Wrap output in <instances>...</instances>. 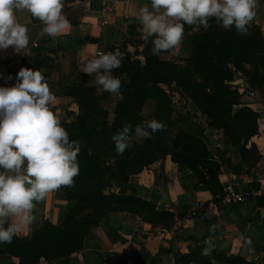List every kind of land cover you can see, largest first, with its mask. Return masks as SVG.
I'll list each match as a JSON object with an SVG mask.
<instances>
[{"label":"trees","instance_id":"16d2710c","mask_svg":"<svg viewBox=\"0 0 264 264\" xmlns=\"http://www.w3.org/2000/svg\"><path fill=\"white\" fill-rule=\"evenodd\" d=\"M133 28L130 26L129 37L122 44L137 42L142 47L140 53L144 62L140 65L136 61L137 67L129 74V59L124 57L121 66L112 70V75L120 79L121 87L111 122H108L106 112L99 106L101 98L95 87L83 86L78 82H71L66 86L68 92L65 94L75 101L79 114L61 124L68 131L69 138L78 140L81 147L77 156L79 175L74 177L71 187L62 186L60 189L74 203L65 212L60 226L45 220L28 236L17 235L11 243L0 244L9 257L18 259V264H38L40 260L55 263L76 252L82 248L88 232L111 212H133L144 220L155 223L146 217L143 210L133 208L134 204L152 214L163 213L171 217L167 212L156 210L152 203L126 194L130 175L140 172L168 154L182 159L213 195L222 192L217 177L219 165L212 163L210 156L204 158L197 149H189V134L173 133L166 126L163 130L152 133L151 138L145 139L143 143H132L122 155L116 154L110 137L125 122L132 125L141 123V107L146 99L154 100L156 111L153 119L158 120L159 115L163 114L164 118H160V121L167 125L172 105L167 90L161 84L170 87L172 83L184 90L214 123L212 125L226 130L223 114L244 135L239 122L240 116L244 112L252 117L256 115L249 109H240L234 115L231 114V107L240 103V94L228 82L233 80L234 71H239L248 77L249 82L251 80V83L264 91V36L260 27L251 22L249 34L240 35L234 27L231 30L218 27L214 20H210L207 30L203 27L197 30L185 25L184 34L192 32L185 37L191 46V54L185 64L162 58L169 53L153 55L150 42L145 45L142 39H134ZM244 65L251 66L253 75L244 69ZM44 66L37 60L33 63L34 70L39 71ZM122 75L128 77V82L121 79ZM254 128L256 134V122ZM92 138L97 147H94L96 144L92 146L97 149L89 151ZM175 150L180 151L181 155L175 154ZM111 159L114 160L109 161ZM203 159L209 161L204 162ZM211 166H216L213 173L209 168ZM113 186L119 188L118 194L105 192ZM196 247L189 253H175L174 264H249L240 256H227L212 249L210 255H202L205 247ZM147 259L150 264H160L157 257Z\"/></svg>","mask_w":264,"mask_h":264},{"label":"crops","instance_id":"0c3cea01","mask_svg":"<svg viewBox=\"0 0 264 264\" xmlns=\"http://www.w3.org/2000/svg\"><path fill=\"white\" fill-rule=\"evenodd\" d=\"M145 4H150V0H64L62 13L69 25L56 38L41 36L42 23L33 19L27 10L16 13L18 22L29 29L30 42L20 52L14 51L12 46L0 50V59L13 61L7 75L13 79H5L0 85L10 86L15 82L16 73L25 67L29 46L43 42L44 38L47 44L73 54L75 76L72 80L83 86H97L94 76L82 73L80 66L98 51L108 52L127 40L130 26L139 28L138 9ZM107 6H111L110 11ZM255 11L252 22L260 27L264 36V0H257ZM117 96H120L119 92ZM56 99L54 97L55 102L51 106L55 115L60 112ZM239 106L254 110V106H258L259 133L252 139L260 155L255 163L257 171L252 174L251 162L243 159L230 145L225 147L230 150L220 163L218 181L222 190L227 181L234 182L245 194V203L219 205L214 211L201 210L200 216L186 217L184 211L187 207L198 200L209 199L213 194L199 182L182 159L168 154L130 175L127 182V189L133 196L152 203L158 211L171 214L168 223L149 222L128 211L108 213L85 236L81 249L57 263L64 260V264H102L101 257L138 254L145 259L157 257L160 264H174L175 252L189 253L196 246L207 247L210 242L211 249L219 254L236 255L254 264H264V198L254 194L264 188V91H257L253 96L245 94ZM52 195L53 191L36 204L35 217L43 214L47 198L52 199ZM53 203L52 217L59 224L51 223L60 226L63 212L57 201Z\"/></svg>","mask_w":264,"mask_h":264},{"label":"clouds","instance_id":"9594fccd","mask_svg":"<svg viewBox=\"0 0 264 264\" xmlns=\"http://www.w3.org/2000/svg\"><path fill=\"white\" fill-rule=\"evenodd\" d=\"M63 6L64 0H0V50L12 46L20 52L28 47L29 29L16 15L23 10L42 23L41 36L62 34L69 25ZM256 7L257 0H150L138 9L137 30L145 45L151 43L153 55L178 56L185 25L207 30L214 20L224 30L234 27L240 35H248ZM123 59L119 48L98 52L85 60L80 71L94 76L104 91L115 94L121 81L112 70L119 68ZM53 100L43 74L31 67H21L10 86L0 85V244L11 243L31 226L36 204L49 192L71 187L79 175L80 142L69 138L51 110ZM165 127L156 119L136 125L125 122L110 139L116 154L122 155L133 141L151 138ZM210 252L209 242L201 254Z\"/></svg>","mask_w":264,"mask_h":264},{"label":"rangeland","instance_id":"374dc122","mask_svg":"<svg viewBox=\"0 0 264 264\" xmlns=\"http://www.w3.org/2000/svg\"><path fill=\"white\" fill-rule=\"evenodd\" d=\"M138 28L134 26L132 29L133 37L135 40H140V34L137 30ZM192 32L185 33L181 45V54L178 56H172L170 54H165L162 56L165 60L168 61H174L178 64H185L187 58H189L191 54V46L189 42L185 39L187 35H191ZM43 42L40 41L37 45L29 46V53L25 57V67H31L34 68L33 63L35 60L40 61L45 66L39 71L43 74L45 78V82L48 84V87L51 91V93L54 95V97H57L56 101L60 104V112L56 113V116L58 119L62 122H69L72 120L75 116L79 114L78 107L73 104V100L70 98V96H67L65 94L66 86L69 85L71 82H76V80H72L71 78L74 77L73 72V54L70 51H66L63 49H60L58 47H54L51 44L46 43V39L43 38ZM114 48H119L123 53L124 57L129 59V65L131 68L128 67V73L132 74L133 69L137 67L136 61L142 65L144 62V58L141 56V49L142 47L137 44V42H130L126 45L118 44L115 45ZM30 65V66H29ZM244 69L247 70L250 75H253V69L249 65H244ZM7 77V76H6ZM5 77V78H6ZM254 77V76H252ZM5 78L0 81V84L5 81ZM121 79L124 82H128V77L126 75H122ZM229 85L232 86V89L237 91L240 94V103L243 99V96L245 94L249 95V92L256 93L257 91H260V88L257 87L254 83H251L248 81V77L239 71H234L233 80L231 82H228ZM161 86L166 89L167 93L169 94V98L171 100L172 105V112L170 113V116L167 120V129L172 131L176 134L186 133L189 134L190 138V145L189 149H197L200 151V154L206 158L207 156H210L212 159V163H217L219 165V169L217 171V177L220 173V163H222L223 160H225L224 154L230 150V145L235 149V152L241 155L243 159L249 160L251 163L250 169H252V174L257 171L255 167V163L258 161L260 155L259 150L257 149V146L252 142V139L254 136H256L259 131L254 128V122L257 123V117L259 116L257 107L254 106V109H251L246 106H239V104H235L231 107V114H235L240 109H249L251 110L256 116L252 117L249 115L248 112H244L240 118L239 122L242 124V131L244 132V135L239 131L236 130V124L232 121H230L228 118L225 117V115L222 114V118L225 121V124L227 126V129L221 127H215L214 124L199 108L198 106L185 94L184 90L181 88H178L174 83L171 84V86H166L164 84H161ZM97 95L100 96L101 100L99 101V106L106 112L107 120L108 122H111L114 118V111L116 107V102L119 100L120 96H117V93L112 94L107 91H104L101 86L97 85L95 86ZM68 92V91H67ZM55 102V100H53ZM52 102V103H53ZM259 102L258 100L256 101ZM53 106V105H51ZM156 111L155 103L153 99H146L141 107L140 115L142 117V121L151 120L154 117ZM220 114V112H219ZM160 118H164V115H159L158 121H160ZM165 123V122H163ZM258 127V124H257ZM94 138L91 139V145L89 147V151L94 150V147H97L96 142L93 141ZM145 139L141 140L140 142L133 143H143ZM219 143V146L217 145ZM96 146H92L95 145ZM203 145V147H202ZM205 148V150H204ZM97 149V148H96ZM95 149V150H96ZM175 154L181 155L180 151L175 150ZM219 159V160H218ZM114 159H111L109 161H113ZM201 161V160H199ZM204 162H208L209 160H204ZM219 162V163H218ZM194 163H192L193 165ZM186 165V164H185ZM187 166V165H186ZM208 168L207 165H204ZM216 166H211L210 171L211 173L214 172ZM206 171L205 169L203 170ZM129 179V178H128ZM129 186H127L128 188ZM106 193L112 192L114 194H118L119 188L112 187L111 189H107L105 191ZM132 191H126V194H131ZM57 201L60 204L59 209H62L61 212H63L61 221L63 219V216L65 212L70 208L74 201L67 199L65 193L61 191V189H57L53 191L52 199L50 197L47 198V203L45 210L43 211V214H40L39 216L35 217L34 222L26 228L24 231H22L18 236L20 237H26L28 236L34 229L38 228L42 225V223L45 220H48L49 222H54L56 225L57 223L55 219L52 217L54 214L53 206L55 205L52 202ZM133 208L138 210H143L146 217L148 219H151L155 223L160 224H166L170 221L169 215L165 214H152L150 211H147L143 208H141L139 205H132ZM49 208V211L47 209ZM89 234V232H88ZM87 234V235H88ZM197 247L193 248L194 251ZM177 253V252H175ZM131 258V259H130ZM151 258H154L153 256ZM100 262L102 264H150L148 259H145L143 255H124L120 254L117 255H111L107 257H101ZM247 261V260H246ZM249 264H254L249 261H247ZM0 263L1 264H18V259L16 257H9L3 250V247L0 246ZM65 261L62 260L59 262V264H64ZM38 264H58L57 262H46L43 260H40Z\"/></svg>","mask_w":264,"mask_h":264},{"label":"built area","instance_id":"2783aa9c","mask_svg":"<svg viewBox=\"0 0 264 264\" xmlns=\"http://www.w3.org/2000/svg\"><path fill=\"white\" fill-rule=\"evenodd\" d=\"M108 11L111 10V6H107ZM100 52V51H98ZM97 52V53H98ZM13 61L11 59H0V81H2L9 73ZM250 96H253V92L248 93ZM264 174V171H263ZM264 198V188L263 190L256 192ZM247 198L244 193H242L232 181H227L221 193L212 195L209 199L198 200L193 205L187 207L184 211L186 217H197L201 215V210H210L214 211L219 207V205L228 206L234 203H245Z\"/></svg>","mask_w":264,"mask_h":264},{"label":"water","instance_id":"95a60500","mask_svg":"<svg viewBox=\"0 0 264 264\" xmlns=\"http://www.w3.org/2000/svg\"><path fill=\"white\" fill-rule=\"evenodd\" d=\"M248 207H251V206H248Z\"/></svg>","mask_w":264,"mask_h":264}]
</instances>
